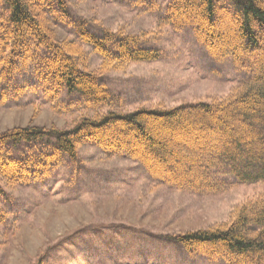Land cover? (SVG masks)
Masks as SVG:
<instances>
[{
	"label": "trees",
	"instance_id": "16d2710c",
	"mask_svg": "<svg viewBox=\"0 0 264 264\" xmlns=\"http://www.w3.org/2000/svg\"><path fill=\"white\" fill-rule=\"evenodd\" d=\"M225 19L231 22L221 32ZM158 23L192 26L213 59L230 58L244 77L221 98L104 112L112 99L102 73L162 57V50L146 45L148 33L97 32L74 20L67 0H0L1 103L30 87L14 84L30 71L51 98L74 94L83 110L95 112L67 130L27 125L0 133V224L8 217L1 206L7 188L48 177L65 158H77L83 145L133 159L177 188L215 191L226 176L264 182V0H168ZM216 40L223 45L218 52ZM88 48L101 59L98 71L90 70ZM232 215L229 223L170 238L187 252L227 264H264V193Z\"/></svg>",
	"mask_w": 264,
	"mask_h": 264
},
{
	"label": "rangeland",
	"instance_id": "374dc122",
	"mask_svg": "<svg viewBox=\"0 0 264 264\" xmlns=\"http://www.w3.org/2000/svg\"><path fill=\"white\" fill-rule=\"evenodd\" d=\"M167 1L67 0L74 20L87 21L97 32H146V45L162 50L160 59L100 73L112 99L104 112L209 101L229 94L244 77L230 58L213 59L192 26L159 25ZM230 22L223 20L219 31ZM222 46L216 40V51ZM88 50L90 70L98 71L101 59ZM23 82L31 84L22 95L0 101V133L27 125L67 130L95 113L75 103L77 95L63 91L51 98L30 71L14 84ZM6 190L0 264H227L187 252L170 236L229 223L237 208L264 193V182L226 176L215 191L177 188L151 177L133 159L83 145L77 158H65L48 177Z\"/></svg>",
	"mask_w": 264,
	"mask_h": 264
},
{
	"label": "bare ground",
	"instance_id": "6f19581e",
	"mask_svg": "<svg viewBox=\"0 0 264 264\" xmlns=\"http://www.w3.org/2000/svg\"><path fill=\"white\" fill-rule=\"evenodd\" d=\"M203 144V143H202Z\"/></svg>",
	"mask_w": 264,
	"mask_h": 264
}]
</instances>
